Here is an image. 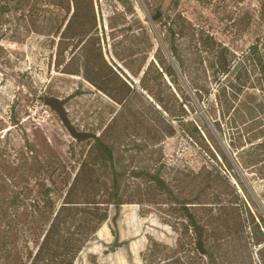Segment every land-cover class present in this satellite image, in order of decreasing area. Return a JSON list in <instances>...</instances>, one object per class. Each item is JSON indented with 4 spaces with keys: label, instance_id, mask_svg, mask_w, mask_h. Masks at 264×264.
<instances>
[{
    "label": "rangeland",
    "instance_id": "rangeland-1",
    "mask_svg": "<svg viewBox=\"0 0 264 264\" xmlns=\"http://www.w3.org/2000/svg\"><path fill=\"white\" fill-rule=\"evenodd\" d=\"M262 4L264 0H97L95 10L106 59L136 85L150 67L144 82L156 89L161 81L167 92L169 78L165 73L158 77L155 67L161 70L159 56L180 72L170 49V29L187 71L203 75L208 63L203 61L206 51L199 36L212 35L221 47L239 55L264 35ZM63 15L46 0H0V264H26L29 248L34 247L31 239L39 233L33 224L41 211L36 205L42 204L46 187L57 207L82 162L91 169V184L104 186L102 191L109 187V168L96 154L97 136L111 145L114 166L125 171L119 180L122 198L133 200L109 206L108 218L83 246L76 264H178L176 258L183 264H264V179L256 173L261 164L251 166L245 157L250 141L263 139L255 128L263 122H258L263 112L227 111L218 103V86L212 81L208 95L201 97L190 89L184 97L179 90L176 103L183 101L185 126L194 123L200 132L193 129L191 140L181 133L177 120L173 122L177 132L164 134L157 142L151 129L156 114L147 101H125L123 109L81 75L56 68L55 32ZM237 72L232 70L230 79ZM239 74L244 75L242 70ZM143 92L152 100L150 92ZM246 92L259 96L252 88ZM246 92L236 103L249 100ZM45 95L66 99L70 123L96 137L74 138L44 103ZM118 110L122 114L110 125ZM132 169L159 171L179 198L205 193L214 209L197 210L203 217L214 213L208 242L213 257L194 249L183 232L185 220L173 210L170 197L148 187V176L136 177ZM87 173L83 181L88 180ZM224 176L251 201V232L249 227L236 232L231 225L236 200ZM213 187L223 193L219 198L211 193ZM112 229L117 234L114 247L109 245L114 240ZM215 235L226 236L213 240Z\"/></svg>",
    "mask_w": 264,
    "mask_h": 264
},
{
    "label": "trees",
    "instance_id": "trees-1",
    "mask_svg": "<svg viewBox=\"0 0 264 264\" xmlns=\"http://www.w3.org/2000/svg\"><path fill=\"white\" fill-rule=\"evenodd\" d=\"M46 2L61 8L64 12L61 23L55 32V35L58 36L55 54L56 68L64 73L81 75L110 99L120 104L122 108L125 101L132 102L137 98L147 101L156 114L151 129L157 142L162 140L164 134L174 135L177 132L178 128L173 123L177 120L180 123L181 133H186L191 140L195 136L193 129L200 132L194 123H192V127L185 126L183 101L176 103L179 99L175 92L179 90L185 92L184 97L188 96L189 89L201 97L208 95L209 83L212 81L218 86L216 90L218 103H221L227 111L232 109L234 115L243 110L248 114L263 112L262 119L258 121L263 122L255 127L258 134H261L257 137H263V139L257 142L250 141L245 149V157L251 166L261 164L256 173L259 178L264 179V35L249 44L239 55L228 48L221 47V43L212 35H200L198 38L200 45L206 51L203 61L208 63V67L203 69V75H198V73L187 71L174 40L175 31L170 29V49L180 72L178 73L170 62L164 63L159 56L157 57L156 61L161 70L155 67L156 75L162 78L165 73L170 81V84L166 86L168 89L166 92L160 87L161 81L158 82L156 89L144 82L150 67L144 70L141 77L142 83L136 85L122 69L106 59L95 10L97 0H46ZM262 6L264 20V4ZM222 49H224L223 52ZM232 70L238 71L234 80L230 79ZM240 70H242L243 76L239 74ZM250 88L257 90L259 96H256L254 92H246ZM143 91L150 92L152 100H149ZM243 92H246L244 94L250 97L249 100L244 99L242 104L236 103ZM122 112L123 110L117 111L110 125L117 121ZM260 117V114L256 115V119ZM139 120L143 121L144 118L141 117ZM199 135L208 148L207 140L202 137V134L199 133ZM95 145L97 158H101L109 168L111 184L104 191H102L104 186L95 182L91 184V179H89L92 175L91 169L87 166L88 163L82 162L72 181L66 183L67 188L57 207L49 195L50 187H46L42 204L36 205L37 209L41 211L33 218V224L39 226V233L38 236L34 235L31 239L34 247L29 248L26 264H76V259L83 246L108 218L109 206L132 202V198L123 199L120 193L119 180L125 171L114 166L111 145L107 141L99 139L98 136ZM86 171H88V180L83 181ZM132 174L136 177L146 174L148 187L165 192L170 197L169 202H171L173 210L185 220L183 232L192 239L194 249L202 256L213 257L208 242L214 231V227H212L214 221L211 220L214 213H211L209 217H203L198 214L197 210L200 208L212 212L214 209L212 202L209 203L205 200V193L201 190L189 199L179 198L159 174V171L150 172L146 169L134 171L132 169ZM226 177L224 176L223 179L230 187L236 200L231 207L234 211L231 225L234 231L242 232L246 227L250 228L254 220L251 201L249 197L239 193L235 184ZM211 179L216 181L214 177ZM235 180L241 187V179L236 176ZM88 186L89 189L86 190L85 188ZM105 192H107L106 197L102 195ZM211 193L215 199L223 194L217 187H213ZM141 201L138 200V202ZM224 207L225 205L222 209ZM242 211L245 213L244 216ZM112 234L114 240L109 245L114 247L117 244L115 230ZM225 236L215 235L213 240ZM261 242H264V239ZM152 243L157 244L156 241ZM174 262L183 264L179 258L174 259Z\"/></svg>",
    "mask_w": 264,
    "mask_h": 264
},
{
    "label": "water",
    "instance_id": "water-1",
    "mask_svg": "<svg viewBox=\"0 0 264 264\" xmlns=\"http://www.w3.org/2000/svg\"><path fill=\"white\" fill-rule=\"evenodd\" d=\"M159 13H157L154 17H157ZM66 99H60L55 96H47L45 95L43 97V101L46 105H48L52 110H54L60 117L61 121L65 125V127L68 129V131L71 133V135L74 138L77 139H86L93 137L95 138L96 135L90 133V132H84V131H78L75 129V127L70 123L66 111L64 109V103Z\"/></svg>",
    "mask_w": 264,
    "mask_h": 264
}]
</instances>
